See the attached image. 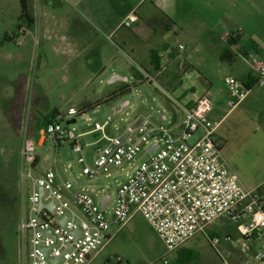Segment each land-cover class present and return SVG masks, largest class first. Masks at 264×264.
<instances>
[{
    "label": "rangeland",
    "instance_id": "374dc122",
    "mask_svg": "<svg viewBox=\"0 0 264 264\" xmlns=\"http://www.w3.org/2000/svg\"><path fill=\"white\" fill-rule=\"evenodd\" d=\"M246 4L250 16L243 19L238 0H25V9L20 0H0V264H19V131L27 124V135L34 133L44 115L70 106L79 111L70 124L77 133L110 116L105 126L109 136L142 115L177 131L184 115L175 100L200 107L219 122L215 137L228 166L244 185L264 190V87L258 85L243 102L228 105L229 80L242 83L251 72L248 54L259 45L257 54L264 59V0ZM222 12L231 18H222ZM129 13L136 21L122 26ZM238 21L246 22L239 43L219 38L225 29L237 32ZM179 44L183 48L173 51ZM224 47L234 54L232 61L220 57ZM113 74L123 78L109 82ZM122 103V110L114 112ZM55 146L54 141L35 145L40 170L51 166ZM57 149V164H72L66 174L73 182L86 190L96 188L97 200L109 193L111 206L117 187L150 155L144 149L129 163L111 167L109 175L100 172L91 179L79 175L70 142L62 141ZM92 149L84 146L88 166ZM209 231L220 237L219 249L229 251L233 262L237 253L245 255L228 216L216 219ZM226 234L233 237L230 245L224 242ZM163 258L166 264H219L199 234L166 251L136 211L89 264H163Z\"/></svg>",
    "mask_w": 264,
    "mask_h": 264
},
{
    "label": "built area",
    "instance_id": "2783aa9c",
    "mask_svg": "<svg viewBox=\"0 0 264 264\" xmlns=\"http://www.w3.org/2000/svg\"><path fill=\"white\" fill-rule=\"evenodd\" d=\"M136 19L129 13L121 25L128 27ZM248 61L256 83L264 87V59L254 52L248 54ZM228 89L231 108L248 93L244 82L232 79ZM175 102L184 115L177 131L149 115L136 117L115 136L105 131L110 116L103 123L94 122L88 131L96 132L92 166L86 163L83 134L66 123L79 113L73 106L55 114L31 135H27V124L22 125L18 134L19 264H89L135 211L143 215L168 252L199 234L207 239L219 264H264V190L247 187L228 166L215 138L217 122L205 110ZM29 140L32 149L27 147ZM47 141L56 144L54 159L48 169L40 170L35 145L42 147ZM62 141L70 142L77 154L79 175L91 179L100 172L109 175L111 167L129 163L144 149L150 155L117 187L114 204L109 194L103 208L101 197H95L96 188L86 190L66 174L71 163L57 164V147ZM224 216L236 224L239 247L245 251V255L237 253L234 262L229 251L219 249L220 237L209 231L210 224ZM223 239L228 245L233 242L230 234ZM167 262L162 259L163 264Z\"/></svg>",
    "mask_w": 264,
    "mask_h": 264
},
{
    "label": "crops",
    "instance_id": "0c3cea01",
    "mask_svg": "<svg viewBox=\"0 0 264 264\" xmlns=\"http://www.w3.org/2000/svg\"><path fill=\"white\" fill-rule=\"evenodd\" d=\"M238 1H240V4H241V6H240V9H241V12L239 11L238 12V14L239 15H241V18H243L242 16H244V18L243 19H245L246 18V16H250V13H249V9H248V6H247V4H246V2L248 1V4L250 5V2H253L254 0H238ZM256 1H261V0H256ZM242 13H243V15H242ZM228 14L226 13V12H222V14H221V17L223 18V17H226V18H228V19H230L231 18V16L230 15H228ZM127 16V15H126ZM125 16V17H126ZM220 17V18H221ZM122 22V21H121ZM238 24H239V27H238V31L237 32H232V33H227V31H223V32H221L220 33V36H219V38L220 39H223L225 42L231 37L232 39H233V42H235V43H239L240 41H241V38H242V36H243V30H244V24H246V22L244 21H238ZM241 32H240V31ZM235 43H234V47H235ZM179 45H181V44H179ZM243 51H246L247 49H246V47L243 45V46H241L240 47ZM260 49H261V47L259 46V45H257L256 46V49H255V51L258 53V52H260ZM223 50H228V51H230L231 52V50L228 48V47H224L223 49H222V52H223ZM176 52H177V49L175 50ZM232 53V52H231ZM233 54V53H232ZM235 57V56H234ZM248 76H252V77H255V75H253V68H251V72L250 73H248L247 75H246V79H245V81L247 80V78H248ZM244 81V82H245ZM259 84H257L256 82H254V84L251 86V87H248V93H247V96L241 101V102H243L253 91H254V89L256 88V86H258ZM260 86V85H259ZM255 96L257 97V98H259L260 96H262V94H260V93H258V92H256L255 93ZM241 102H239V103H241ZM58 112H60V111H58ZM213 121H215V120H213ZM36 122V121H35ZM34 122V123H35ZM217 122V126H218V121H216ZM217 129V128H216ZM90 129H88V130H86V131H82V132H80V133H82L83 135H82V137H81V139H82V141H83V144H85V146H92L93 147V141H94V139H95V137H96V132H88ZM33 131V129L31 130V132ZM32 133H30L29 135H31ZM86 136H91V140H85L84 138L86 137ZM216 138V137H215ZM28 142L29 141H26V144H27V146H28ZM19 145H20V140H19Z\"/></svg>",
    "mask_w": 264,
    "mask_h": 264
},
{
    "label": "trees",
    "instance_id": "16d2710c",
    "mask_svg": "<svg viewBox=\"0 0 264 264\" xmlns=\"http://www.w3.org/2000/svg\"><path fill=\"white\" fill-rule=\"evenodd\" d=\"M20 1H21V4H22L23 9H25V7H26V6H25V0H20ZM175 50H176V48L173 49V51H175ZM256 51H257V50H256ZM220 57H221L223 60L232 61V60L234 59V54H232V53H231L230 51H228V50H223V52L221 53ZM154 59H155V61L157 60V59H156V52H154ZM254 82H256V77L248 76L247 80H246L244 83H245V85H246L247 87H251V86L254 84ZM114 95H116V94H113V95L109 96V98H110V97H113ZM57 113H60V112H58V111H54V112H52L51 114L44 115V116H43L44 121H43L42 125L45 124L46 122H48L49 119L52 118V117H53L55 114H57Z\"/></svg>",
    "mask_w": 264,
    "mask_h": 264
},
{
    "label": "water",
    "instance_id": "95a60500",
    "mask_svg": "<svg viewBox=\"0 0 264 264\" xmlns=\"http://www.w3.org/2000/svg\"><path fill=\"white\" fill-rule=\"evenodd\" d=\"M119 78H123L117 74H113L112 77L109 79V82L114 81L115 79H119ZM124 107V103L120 104L119 108H114V112H119L120 110H122V108ZM163 119H165V116H163ZM75 122V118H71L69 120L66 121L67 124L69 123H74ZM157 146V144H154L151 148H149V150L154 149ZM28 149H32L33 148V141L29 140L28 142ZM40 191L42 192V188L40 189ZM92 191H94V188L92 189ZM110 195L109 193H103L101 195V204L102 207L105 208V206L108 204Z\"/></svg>",
    "mask_w": 264,
    "mask_h": 264
},
{
    "label": "flooded vegetation",
    "instance_id": "af4514ba",
    "mask_svg": "<svg viewBox=\"0 0 264 264\" xmlns=\"http://www.w3.org/2000/svg\"><path fill=\"white\" fill-rule=\"evenodd\" d=\"M20 117V109L17 110V114H15V119Z\"/></svg>",
    "mask_w": 264,
    "mask_h": 264
}]
</instances>
